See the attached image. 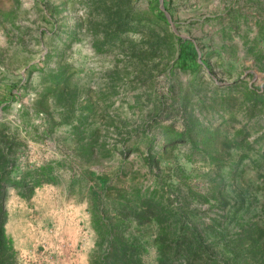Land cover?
<instances>
[{
    "label": "rangeland",
    "instance_id": "374dc122",
    "mask_svg": "<svg viewBox=\"0 0 264 264\" xmlns=\"http://www.w3.org/2000/svg\"><path fill=\"white\" fill-rule=\"evenodd\" d=\"M0 153L16 264H264V0H0Z\"/></svg>",
    "mask_w": 264,
    "mask_h": 264
},
{
    "label": "trees",
    "instance_id": "16d2710c",
    "mask_svg": "<svg viewBox=\"0 0 264 264\" xmlns=\"http://www.w3.org/2000/svg\"><path fill=\"white\" fill-rule=\"evenodd\" d=\"M178 64L181 68H195L197 66L196 48L187 43H182L180 45L178 53ZM2 157L3 155L0 153V264H16L11 242L7 240L4 232V223L6 220L4 201L6 197V189L9 185V182L5 176L6 167L3 162H1ZM120 243L124 244V248L126 249H128L133 244L131 242L128 245L126 242L122 241ZM125 254H127L126 251L124 252V256H126V258H122L123 264H137V262H135L134 260H132V258Z\"/></svg>",
    "mask_w": 264,
    "mask_h": 264
}]
</instances>
